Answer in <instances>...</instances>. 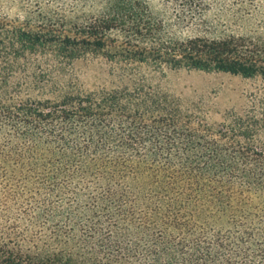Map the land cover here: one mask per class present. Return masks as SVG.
Wrapping results in <instances>:
<instances>
[{
    "label": "trees",
    "instance_id": "obj_1",
    "mask_svg": "<svg viewBox=\"0 0 264 264\" xmlns=\"http://www.w3.org/2000/svg\"><path fill=\"white\" fill-rule=\"evenodd\" d=\"M0 14V264H264V113L219 124L138 67L264 78V0H24ZM97 56L126 80L57 77Z\"/></svg>",
    "mask_w": 264,
    "mask_h": 264
},
{
    "label": "rangeland",
    "instance_id": "obj_2",
    "mask_svg": "<svg viewBox=\"0 0 264 264\" xmlns=\"http://www.w3.org/2000/svg\"><path fill=\"white\" fill-rule=\"evenodd\" d=\"M154 11L163 0H149ZM24 0H0V14L9 18L23 17ZM65 65L57 79L78 91L111 88L126 80L119 65L129 64L109 61L102 57L86 56ZM135 77L142 78L156 90L179 101L182 110L204 118L209 124L222 123L230 113L245 115L264 113V78H242L226 73L196 70L155 71L138 67Z\"/></svg>",
    "mask_w": 264,
    "mask_h": 264
}]
</instances>
